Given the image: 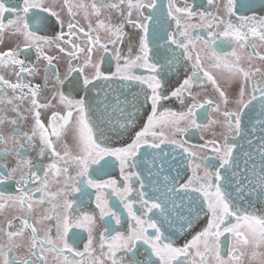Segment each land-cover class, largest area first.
I'll list each match as a JSON object with an SVG mask.
<instances>
[{
	"label": "snow or ice",
	"instance_id": "snow-or-ice-1",
	"mask_svg": "<svg viewBox=\"0 0 264 264\" xmlns=\"http://www.w3.org/2000/svg\"><path fill=\"white\" fill-rule=\"evenodd\" d=\"M180 3L0 0V43L14 38L0 50V216L14 213L0 264H264V71L252 63L264 61V0ZM45 46L68 57L63 76ZM33 51L52 82L44 102ZM197 130L211 138L189 143ZM114 168L119 179L95 178ZM88 189L98 241L95 212L79 210ZM120 205L126 231L112 227Z\"/></svg>",
	"mask_w": 264,
	"mask_h": 264
},
{
	"label": "flooded vegetation",
	"instance_id": "flooded-vegetation-1",
	"mask_svg": "<svg viewBox=\"0 0 264 264\" xmlns=\"http://www.w3.org/2000/svg\"><path fill=\"white\" fill-rule=\"evenodd\" d=\"M188 2L189 3H193L194 2L195 5L197 6L196 7L197 11L203 10L201 5H203L205 8L208 7L207 6V0H188ZM218 2H222V0H218ZM165 3H166V0H165ZM180 6L181 7L186 6L183 3V0H181ZM212 10L215 11V9H212ZM249 14H251V13H249ZM260 14H264V12L257 11V15H260ZM129 31H131V29H129ZM41 34H43V33H41ZM49 34H51V33H49ZM101 38L104 41L107 40V37H105L103 33H101ZM82 41H83V37H81L80 41L73 40L74 43H82ZM13 43H14V38L9 37L7 34H5V36L3 38V43H0V50H3L4 48H7L9 46H12ZM66 47L69 48V50H70V46H66ZM123 50H124V52L126 54V52H127V44H125L123 46ZM257 50L260 51L261 54H264V47H258ZM113 51H114V49H113ZM45 53L48 54V55H51L53 57L59 56V60L53 59V65L55 66L56 70H58L60 72L61 76H63V74L66 71V61H67L68 57L63 55V54H59L55 49L47 48V46H45ZM95 58H97V59L99 58V51L96 52V57ZM21 59H24V56H22ZM82 59L83 58H81V62H82ZM28 61H30L37 68L40 69V75L36 76L34 79H32V83L41 84L42 91H41L39 99H40L41 102H44L46 99H49L52 96V92L50 90H48L52 86L51 79H49L48 82H47V88H45V84H44V80H43V76H44L43 68H44V65H45L46 62L43 61V60L37 62L36 58H35L34 51H33V53L31 55L28 56ZM252 63H253L254 67H260L261 70L264 71V61H260L259 59H256ZM104 66L106 68L108 67L107 64H105ZM114 67H115V64L113 62L112 63L113 70H114ZM3 74L5 75L6 78L11 79L13 82H15V77L14 76H10L7 71H5ZM217 78L220 81L221 86L226 88L227 86L225 85L224 80L221 78V76L219 74H217ZM173 79H175V77ZM116 87H118V85L114 86V88H116ZM64 90H65V92H68L70 90V87H69V85L67 83H66V85L64 87ZM132 90H135V87L132 86ZM5 91L7 92V94L9 96L11 95V90L10 89H6ZM198 91H200L201 97H203L205 94H207V95H211L212 94L210 85H208V92L207 93H205L202 89H198ZM228 91H229V95H232L234 89H229ZM101 95H103V93H101ZM189 103H191V101H189ZM167 106L173 107L174 110H178V111L179 110H183V109H181V107L179 105V102L175 101V100H173L172 103L170 105H167ZM50 111L51 110H41L42 118L45 119V121H46L47 116L50 115ZM7 114L9 116L12 115L11 111H9ZM26 115L28 116V121L24 125L23 130L24 131H30L31 123H32L31 115L29 113H26ZM212 115H215V114L212 113ZM204 122L207 123L206 120ZM16 127H20V125H16ZM11 128H12V125H8V124L5 125L6 131L10 130ZM216 131L218 132L219 129H216ZM201 136H203L204 139L211 138V134L210 133H204V132H201V131L197 130L195 135H188L187 139L189 140V143L198 144V143H202V140L200 139ZM57 149L58 150H62L60 144H57ZM37 152H38V149H37ZM22 154L23 155H32V153H30V152H24ZM4 159H5L6 162H8V167L9 168L15 166V160H16L15 153H13L11 156H9L7 158H4ZM44 162L48 163L49 161L46 159ZM110 177L119 179V169L118 168L109 169L107 175H98L95 178L99 179V180H106V179H109ZM14 186L15 185L13 183L12 188H14ZM8 190L11 191L12 189L9 188ZM79 196H80V194L77 193L76 197L79 198ZM118 203H119L118 197L111 196L110 204H118ZM138 207H139V205H137V208ZM79 210H80V212H89V213L95 212V214L97 216L96 238H97V241H98L99 240V233L104 230L105 225H104L103 221L99 220V210L96 209V193H95L94 189H88V194L83 196V203L79 205ZM117 210L121 213V215L125 219H124V222L122 223V225H116L115 221H112V227L116 231H126L127 230V222H126L127 214H126V211L123 209L122 205H120ZM13 215H14V213L11 210H5L4 213H3V216H0V227L6 226L7 221L9 219H11ZM74 215H79V212L74 213ZM105 219H107V217ZM161 220H163L162 217H161ZM204 224H206V220H204L202 218L200 225L197 226V228L194 231L200 230V227L203 226ZM164 229H168L167 223L164 224ZM164 229H162V230H164ZM74 231L81 232L82 241H81V243L79 244L78 247H79V250L82 251L83 250V243L86 242V239H87V233L83 232L80 229H74ZM168 231H171V229H168ZM168 231H165L166 235L168 234ZM194 231H190L187 234L177 233V235L175 237H173V239H174V241H175V243L177 245H182L187 239L191 238V235L194 234ZM112 234L114 235L115 232H113ZM69 255H73V258H75L74 254H69ZM141 258H143V257H141Z\"/></svg>",
	"mask_w": 264,
	"mask_h": 264
},
{
	"label": "water",
	"instance_id": "water-1",
	"mask_svg": "<svg viewBox=\"0 0 264 264\" xmlns=\"http://www.w3.org/2000/svg\"><path fill=\"white\" fill-rule=\"evenodd\" d=\"M117 85H118V84H115V85H113V87H114V86H117ZM132 86L136 88V86H135V85H132ZM245 146H246V145H245Z\"/></svg>",
	"mask_w": 264,
	"mask_h": 264
}]
</instances>
